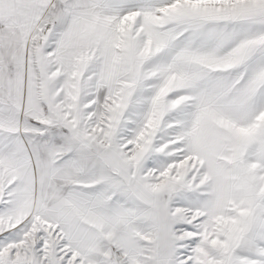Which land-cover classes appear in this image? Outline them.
I'll use <instances>...</instances> for the list:
<instances>
[{"label":"snow or ice","instance_id":"1","mask_svg":"<svg viewBox=\"0 0 264 264\" xmlns=\"http://www.w3.org/2000/svg\"><path fill=\"white\" fill-rule=\"evenodd\" d=\"M0 264H264V0H0Z\"/></svg>","mask_w":264,"mask_h":264}]
</instances>
